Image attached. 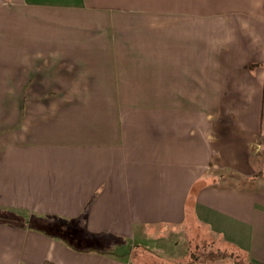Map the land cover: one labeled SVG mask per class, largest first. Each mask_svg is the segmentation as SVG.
I'll use <instances>...</instances> for the list:
<instances>
[{"label":"crops","instance_id":"0c3cea01","mask_svg":"<svg viewBox=\"0 0 264 264\" xmlns=\"http://www.w3.org/2000/svg\"><path fill=\"white\" fill-rule=\"evenodd\" d=\"M263 156L264 0H0V264H264Z\"/></svg>","mask_w":264,"mask_h":264},{"label":"trees","instance_id":"16d2710c","mask_svg":"<svg viewBox=\"0 0 264 264\" xmlns=\"http://www.w3.org/2000/svg\"><path fill=\"white\" fill-rule=\"evenodd\" d=\"M0 219L8 221H19L16 217L6 214L0 210ZM28 223L27 220L24 221ZM203 243L200 248L204 252L200 255L198 246L190 248L185 262L182 264H250L247 255L233 244H228L223 240H209ZM102 252L110 251L107 248L101 249ZM170 264V263H166ZM178 264V263H174Z\"/></svg>","mask_w":264,"mask_h":264},{"label":"rangeland","instance_id":"374dc122","mask_svg":"<svg viewBox=\"0 0 264 264\" xmlns=\"http://www.w3.org/2000/svg\"><path fill=\"white\" fill-rule=\"evenodd\" d=\"M262 158L264 159V156H263ZM251 159L254 161V160L257 159V156H256V155H253V157H252ZM263 161H264V160H263ZM157 242H158V241H157ZM157 242L153 243L155 247H156V245L159 246V244H158ZM153 244H151L150 246L152 247ZM172 249H173L175 252H179V251H181V248L179 247L178 244L173 245V248H172ZM223 264H225V263H223Z\"/></svg>","mask_w":264,"mask_h":264}]
</instances>
